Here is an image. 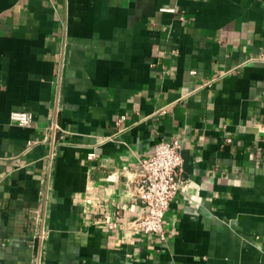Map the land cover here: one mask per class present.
<instances>
[{
	"label": "crops",
	"instance_id": "0c3cea01",
	"mask_svg": "<svg viewBox=\"0 0 264 264\" xmlns=\"http://www.w3.org/2000/svg\"><path fill=\"white\" fill-rule=\"evenodd\" d=\"M172 136L162 242L125 182ZM0 264H264V0H0Z\"/></svg>",
	"mask_w": 264,
	"mask_h": 264
},
{
	"label": "built area",
	"instance_id": "2783aa9c",
	"mask_svg": "<svg viewBox=\"0 0 264 264\" xmlns=\"http://www.w3.org/2000/svg\"><path fill=\"white\" fill-rule=\"evenodd\" d=\"M9 122L30 126L33 122L32 114L28 110L12 111ZM56 127L55 118H51L48 129L53 130L52 136ZM34 142L29 140L28 145ZM93 155L94 153H89L88 158ZM182 163L181 142L176 136L156 142L148 156L137 160L134 177L126 178L125 194L130 202L139 204L142 210L125 220L128 229L153 235L162 242L167 240V229L163 224L164 214L176 193L185 190L189 184L181 175ZM106 225L114 228L116 222L108 221Z\"/></svg>",
	"mask_w": 264,
	"mask_h": 264
}]
</instances>
